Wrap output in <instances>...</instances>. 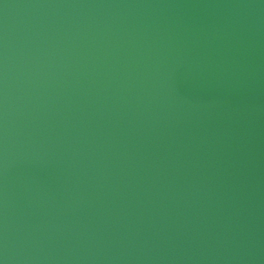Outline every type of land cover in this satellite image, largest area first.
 <instances>
[{"label": "water", "instance_id": "1", "mask_svg": "<svg viewBox=\"0 0 264 264\" xmlns=\"http://www.w3.org/2000/svg\"><path fill=\"white\" fill-rule=\"evenodd\" d=\"M0 264H264V0H0Z\"/></svg>", "mask_w": 264, "mask_h": 264}]
</instances>
